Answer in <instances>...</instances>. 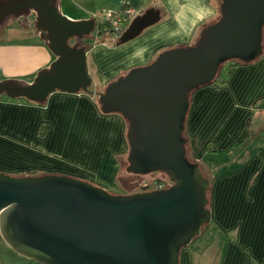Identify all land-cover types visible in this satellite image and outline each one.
Wrapping results in <instances>:
<instances>
[{
  "label": "water",
  "instance_id": "1",
  "mask_svg": "<svg viewBox=\"0 0 264 264\" xmlns=\"http://www.w3.org/2000/svg\"><path fill=\"white\" fill-rule=\"evenodd\" d=\"M10 18L27 20L54 59L32 80L0 79L1 95L41 104L56 90L91 92L92 45L84 38L96 30L95 16L71 19L61 0H0V30ZM159 19L154 8L141 12L118 44ZM263 28L264 0H221L219 17L194 43L165 49L96 91L103 112L121 113L128 121L126 170L162 171L170 186L113 194L63 173L0 172V233L6 243L41 264H181L182 249L212 222L211 179L185 147L191 93L211 83L225 62L260 57Z\"/></svg>",
  "mask_w": 264,
  "mask_h": 264
},
{
  "label": "crops",
  "instance_id": "2",
  "mask_svg": "<svg viewBox=\"0 0 264 264\" xmlns=\"http://www.w3.org/2000/svg\"><path fill=\"white\" fill-rule=\"evenodd\" d=\"M73 1L89 5L90 14L97 7L160 12V19L137 37L90 48L87 57L93 54L90 60L96 73L103 71L105 84L133 67L150 63L160 50L194 43L200 31L219 17L221 3ZM70 4L68 9L74 12ZM20 34L1 41L0 66H14L13 75L33 77L54 55L34 33ZM227 74L221 72L222 77ZM91 92L56 90L41 104L0 96V172L40 170L91 176L106 188L125 193L117 178L129 151L128 121L121 113L103 112L97 93ZM46 122L50 129L41 136L39 127ZM186 134L191 158L205 164L212 179L214 233L209 246L201 242L183 248L181 264H264V144L255 145L264 135V55L236 68L223 87L203 86L193 91ZM209 157L215 162L207 164Z\"/></svg>",
  "mask_w": 264,
  "mask_h": 264
},
{
  "label": "rangeland",
  "instance_id": "3",
  "mask_svg": "<svg viewBox=\"0 0 264 264\" xmlns=\"http://www.w3.org/2000/svg\"><path fill=\"white\" fill-rule=\"evenodd\" d=\"M69 2L71 3L70 6H72L75 9L74 12L70 11L68 9ZM61 6H62L63 13L71 19L88 18L90 16L96 17V20H97L96 30L93 31L91 33V35L85 37V40L88 42V44H91L92 47L95 46L96 44H102L104 42L107 44L109 42L115 43L120 38V36L122 35V34H118V36H116V33H113L111 31L112 27H111L110 21L104 19L101 16V13H102L101 7L93 8L95 10H94V12L92 11L93 12L92 14H90L91 12H88L89 5H87L84 2H76V1L74 2L73 0H71V1L70 0H61ZM30 19H32V17H30ZM17 20L18 19H14V18H10L8 20L7 25L4 27V30L2 31V33H0V43L2 40L8 41V38L16 37L15 35L16 34L19 35V33H21V34L23 33L22 35H28V32H29V34L34 33L36 35V31L32 25L31 26H23L22 24L17 22ZM130 23L131 22H129L126 25V28L129 26ZM100 29H102L104 31L103 34H100ZM19 30L21 32H19ZM17 32H19V33H17ZM10 33H13V34H10ZM37 40L40 41L41 39L39 38ZM70 42L73 43V40H71ZM162 51L163 50H160L158 52V54ZM92 55H93L92 53H89V56L87 57L88 58L87 67H88L89 74L91 75L92 80H93L91 90H93L95 93H97L99 91H103L105 89V87L107 86V84H105V82L103 81V74H102L103 71L99 69V73L95 72L94 66H96V65H95V63L91 62L92 60H90ZM157 55H156V57H157ZM94 57H95V55H94ZM1 67H4V68L6 67V70L1 68ZM11 68H13V69H11ZM14 69H15L14 66L11 67L10 65L0 66V79H3V78H22V79L30 80V79L34 78V76L33 77L32 76L22 77L19 75H13L12 73L14 72ZM227 70H228V62H226L223 65V67L221 69L222 74L223 75L226 74L228 72ZM0 96H2V95L0 94ZM4 96H6V95H4ZM45 125H42L41 130H43L44 132H47L50 129V123L46 122ZM47 133L43 134V135L46 136ZM39 135H42V134H39ZM263 144H264V135L256 141L255 145L258 146V145H263ZM187 154L189 155L190 159H192V160L194 159V158H191L188 149H187ZM218 159H219V157L215 158V160H218ZM211 160H213V162H215L213 157H209L207 159V161H208L207 164H212L213 162ZM127 164H128L127 160L123 161L122 168H121L120 174H119V182L123 186V192H125V193H128L130 190H133V189H140L143 184H147L148 182H152L156 178L163 179L167 182L170 181L169 177L162 171L151 172V173L144 174V175L143 174H141V175L129 174V172L126 170ZM200 167H201L202 171L204 172V174L209 177V172L207 170L206 165L201 163ZM29 174L30 175H42V174H46V173L44 171L39 170L36 172L35 171L34 172H26L25 174L16 173V174H12V175L21 176V175H29ZM63 174L79 175V174H70V173H63ZM94 179L97 183L104 185L98 179H96V178H94ZM100 184H97V185H100ZM106 189L113 194H119L120 193L114 187H110V188H106ZM213 233H214V222H211L210 225L203 230L200 237L197 238L195 241H193L190 245H188L187 248H194L195 246H198L201 242L207 243L206 246H209L210 245L209 243L211 242V240H213L212 239ZM0 264H41V263H39L33 259H30L26 256H23V255L17 253L16 251H14L6 243V241L4 240V238L2 237V235L0 233Z\"/></svg>",
  "mask_w": 264,
  "mask_h": 264
},
{
  "label": "trees",
  "instance_id": "4",
  "mask_svg": "<svg viewBox=\"0 0 264 264\" xmlns=\"http://www.w3.org/2000/svg\"><path fill=\"white\" fill-rule=\"evenodd\" d=\"M123 10V9H122ZM104 33V31L102 30V29H100V34H103ZM119 40V39H118ZM118 40L116 41L117 43H118ZM263 46H264V28H263ZM171 48V47H170ZM264 55V52H263V54L260 56V57H258L256 60H258L259 58H261L262 56ZM256 60H254V61H256ZM254 61H251V62H245V61H242V60H240V59H232V60H229V61H227L228 62V76L225 78V77H222L221 76V69H222V67H223V65L226 63H224V64H222L221 65V68H220V70H219V72H218V74H217V76H216V78L211 82V83H209V84H205V85H203V86H214V87H216V88H220V87H223L226 83H228V81L230 80V78H231V76H232V74L234 73V71H235V69L236 68H238L239 66H242V65H247V64H250V63H252V62H254ZM203 86H201V87H203ZM195 91V90H194ZM89 93H92V92H89ZM193 93V92H192ZM191 93V94H192ZM46 123H42L41 125H40V127H39V134H42L41 136H44L43 134H46L47 132H44L43 130H41V127H42V125H45ZM46 126V125H45ZM48 126V125H47ZM184 136L186 137V143H185V147H186V150L188 149V145H189V138H188V136H187V134H186V128H185V130H184ZM210 146H212V145H210ZM207 150H212V148H207ZM189 156V155H188ZM129 174H134V175H136L135 173H130L129 172ZM139 175H141V174H139ZM144 175V174H143ZM73 176H76V177H79V178H82V179H84V180H86V181H89V182H92V183H94V184H96L97 182L95 181V179L93 178V177H91V176H79V175H73ZM118 181H119V176H118ZM211 179V178H210ZM158 180H160V178H158ZM97 184H100V183H97ZM100 186H103V187H105V185H102V184H100ZM147 189H149V186H144V184L141 186V188L140 189H133V190H130L129 191V193H131V192H135V191H140V190H147ZM211 189H212V179H211ZM210 193H211V190L209 191V193H208V196H209V204H208V207L209 208H211V198H210ZM210 224H207V225H205L203 228H202V232H203V230L206 228V227H208ZM201 235V234H200ZM200 235L199 236H197L193 241H195L197 238H199L200 237Z\"/></svg>",
  "mask_w": 264,
  "mask_h": 264
},
{
  "label": "built area",
  "instance_id": "5",
  "mask_svg": "<svg viewBox=\"0 0 264 264\" xmlns=\"http://www.w3.org/2000/svg\"><path fill=\"white\" fill-rule=\"evenodd\" d=\"M141 12L138 11L134 7H128L124 10H118V11H113L110 9H103L101 16L110 21L111 27H112V32L116 33V36L118 34H122L126 30V25L132 21V19L140 14ZM171 181L167 182L163 179L158 180L156 178L152 182H148L147 184H144V186H149V189H161V188H166L171 185Z\"/></svg>",
  "mask_w": 264,
  "mask_h": 264
},
{
  "label": "flooded vegetation",
  "instance_id": "6",
  "mask_svg": "<svg viewBox=\"0 0 264 264\" xmlns=\"http://www.w3.org/2000/svg\"><path fill=\"white\" fill-rule=\"evenodd\" d=\"M8 22V21H7ZM7 22L4 24V26L1 28V30H0V33L4 30V27L7 25ZM17 22H19L20 24H22L23 26L25 25V26H28L27 25V20H25L24 18H21V19H18L17 20ZM84 41H85V43L86 44H88V42L85 40V38H84ZM75 42V40H73V43Z\"/></svg>",
  "mask_w": 264,
  "mask_h": 264
}]
</instances>
